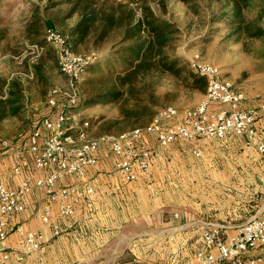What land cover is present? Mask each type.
Segmentation results:
<instances>
[{"label": "built area", "instance_id": "1", "mask_svg": "<svg viewBox=\"0 0 264 264\" xmlns=\"http://www.w3.org/2000/svg\"><path fill=\"white\" fill-rule=\"evenodd\" d=\"M45 39L56 51L60 71L69 84L66 89L54 87L50 91L48 112L38 126L15 137L0 133V160H10L14 175L22 177L16 188L0 181V251L4 252L5 264L12 261V255L15 263H24L45 243L42 231H25L17 226V244L10 249L7 246L11 220L25 212L27 196L35 189L44 192L49 200L40 215L44 224L51 221L50 203L58 204L59 215L67 220L74 217L77 207L99 197L85 177L89 168L99 164L103 146L109 147L114 158L112 175L127 182L137 181L141 173L151 172L156 156L155 149L149 145L152 139L157 147L166 148L181 140L240 137L264 156V102L247 105L245 94L222 77L221 68L202 61L199 56L189 61L190 68L207 80L205 98L198 106L185 110L165 106L144 127L118 135L93 136L90 117L82 111L80 91L85 67L93 59L77 54L69 37L56 29L48 28ZM26 171L32 175H24ZM69 177L79 178L80 183L62 184ZM198 222L203 230L195 244V255L173 257L169 264H264V256H249V252L264 245V210L240 225L236 235L228 233V226ZM53 233L59 236L61 229L54 225ZM181 244L185 248L189 246L187 241Z\"/></svg>", "mask_w": 264, "mask_h": 264}, {"label": "rangeland", "instance_id": "2", "mask_svg": "<svg viewBox=\"0 0 264 264\" xmlns=\"http://www.w3.org/2000/svg\"><path fill=\"white\" fill-rule=\"evenodd\" d=\"M49 2L0 0V99L7 95L12 82L20 84L24 96L19 114L0 122V133L8 137L28 132L38 124L48 112L49 92L54 87L66 89L69 84L59 66L45 72L47 83L38 81L32 73V65L38 62L44 50L51 47L46 42L42 48L33 44L35 40H44L48 23L52 22L56 30L70 36L81 17L80 12L70 14L72 3L59 1L50 8ZM116 4H129L135 19H139L143 8L149 6L156 16L169 20L179 29L175 47L169 50L172 56L179 57L188 66L191 59L199 56L202 61L221 68L222 77L245 94L247 105L264 102V37L254 39L233 35L227 19H213L214 14L232 10L229 0H117ZM252 4L259 6L249 11V17L261 16L259 22L264 27V0H253ZM96 37V34L90 36L75 50L76 53L91 59L103 58L113 51L121 34L114 33L100 43L95 42ZM157 94L155 111L170 105L179 110L193 108L206 95L183 87L170 76L161 80ZM119 105L112 102L82 106L84 114L90 117L93 136L105 135L99 132V126L105 119L119 117ZM150 121L136 128L144 127ZM128 131L115 128L109 134ZM262 135L264 137V133ZM216 143L218 141L211 144L201 142L207 147L204 158H186V191L176 208L187 222L175 226L178 231L192 228L187 226L190 221H208V216L242 225L264 210V167L257 162L250 163L251 166L245 163L247 159L264 161V156L253 148L242 149L241 145H247L244 140L231 143L232 148ZM221 177L224 180L227 177L229 183H221L218 179ZM174 212L170 210L168 213L169 221L176 217Z\"/></svg>", "mask_w": 264, "mask_h": 264}, {"label": "crops", "instance_id": "3", "mask_svg": "<svg viewBox=\"0 0 264 264\" xmlns=\"http://www.w3.org/2000/svg\"><path fill=\"white\" fill-rule=\"evenodd\" d=\"M262 129L264 132V125ZM149 141V145L156 152L151 172L141 173L134 182L112 175L114 158L109 147L103 146L99 153V164L89 168L85 177L95 187L99 197L77 207L74 217L70 219L61 218L58 204L50 203L51 221L44 224L40 215L49 200L38 189L29 194L25 212L15 215L11 220L7 246L9 249L16 246L19 238L17 226H22L25 231H42L45 243L40 251L21 264H169L173 257H193L195 244L203 230L201 223L193 220L189 222H195L189 226L192 227L190 229L178 231L174 228L187 222L183 213L176 208L181 204L179 201L183 199L186 191V158L191 156L200 159L206 156L207 147L202 146L201 142L211 144L218 141L216 144L232 148L231 143L243 142V138L181 140L166 148L157 147L153 139ZM243 147L246 150L251 149L245 144L241 145L242 149ZM197 152L200 153L199 156ZM252 162L260 163L264 167V161H245L247 166H251ZM24 175H32V172L26 171ZM218 179L221 183H229L227 177L225 180ZM21 180L22 177L14 175L10 160H0V181L9 188H16ZM79 183V178L76 177H69L62 182L66 185ZM255 195L259 197V194ZM170 210L175 211L176 215H173L177 217L172 221L168 219ZM208 217V221L228 226L230 235L238 233L240 225L218 220L213 216ZM54 225L61 229V235H54ZM159 230L163 231L154 233ZM183 241H187L189 246L183 247ZM263 252L264 245H261L249 252V256H264ZM3 255L4 252L0 251V264H5ZM12 257L8 264H17L14 261L15 256Z\"/></svg>", "mask_w": 264, "mask_h": 264}, {"label": "trees", "instance_id": "4", "mask_svg": "<svg viewBox=\"0 0 264 264\" xmlns=\"http://www.w3.org/2000/svg\"><path fill=\"white\" fill-rule=\"evenodd\" d=\"M59 1L72 3L71 15L81 13L79 22L68 36L74 51L94 34L97 35L96 43L114 33L121 34L110 54L94 58L85 67L84 78L80 83L82 106L112 102L120 104L119 117L105 119L99 126V132L109 134L115 128L120 131L132 130L148 123L157 113L154 107L158 87L166 76L187 89L207 92V80L189 68L185 61L169 53L175 47L179 29L169 20L156 16L149 6L143 8L139 19H135L129 4H116L117 0H50L49 7H55ZM229 2L232 10L214 14V21L227 19L233 35L263 38L264 27L259 22L261 16L253 19L248 15L251 9L259 5H253V0ZM48 28L55 29L54 24L48 23ZM33 42L41 48L45 42L48 44L45 37L44 40ZM54 66H59L58 57L51 46L32 65V73L38 81L47 83L45 72ZM23 98L20 84L12 82L7 95L0 99V122L19 114Z\"/></svg>", "mask_w": 264, "mask_h": 264}]
</instances>
